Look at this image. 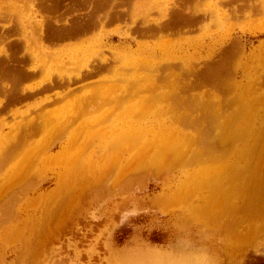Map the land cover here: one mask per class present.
Returning <instances> with one entry per match:
<instances>
[{
  "label": "rangeland",
  "instance_id": "1",
  "mask_svg": "<svg viewBox=\"0 0 264 264\" xmlns=\"http://www.w3.org/2000/svg\"><path fill=\"white\" fill-rule=\"evenodd\" d=\"M46 1L0 0V10L11 13L7 19L25 22V32L7 28L4 32L11 40L29 38V49L24 43L15 53L30 55L25 67L29 73H37L20 85L33 86L37 90L33 97L0 108V128L6 132L8 123L21 121L22 128L29 129V121L39 116L63 117L60 123L65 127L69 121L66 131L55 126L57 134L47 132L52 141L40 146L33 160L30 152V165L17 174H13L14 164L19 162L10 156L18 158L19 154L10 155L7 163L0 154V184L12 173L11 183L6 187L4 183L0 192V216L8 219H0V264H116L123 251H170L177 245L200 247L211 264H264V47H260L264 42V10H246L250 2L264 0H236L240 6L236 13L228 0H116L123 13L119 19L102 15L91 30L58 41L48 35L43 38L39 23L72 22L88 13L94 0ZM176 8L183 18L191 19V13L198 16L205 10L209 13L190 24L186 18L176 21ZM155 26L159 30L154 31ZM234 39L245 42L247 52L256 50V54L241 61L230 45ZM3 43L0 38V53ZM102 56L110 62L108 68L98 71L95 66L104 63ZM209 66L221 71L216 82L205 79ZM62 74L65 80L75 77V82L70 79V87L64 85L67 88H45L53 76H60L54 77L53 83L60 82ZM129 76L132 78L127 81ZM3 78L0 83H11ZM63 87L71 90L62 91ZM3 88L5 94L9 88ZM117 115L119 119L127 115L125 134L111 131V135L99 134L101 138L87 134L104 129ZM228 122L245 136L236 134L233 142L228 141ZM79 125L85 129L81 127L75 134L73 130ZM46 130L43 126L37 134L23 136L22 146L28 140L32 146L33 139L42 144ZM102 139L103 144H99ZM168 142L171 147L178 146L176 151L165 148ZM218 142H224L220 144L225 149ZM156 145L165 148L162 154ZM2 146L0 151L5 148ZM61 149L58 158L56 153ZM145 154L149 155L146 163L143 160L146 166L138 162ZM127 156L129 162L122 161ZM150 157L156 159L157 170L151 168ZM139 163L145 170H138ZM43 191H47L44 196L55 193L44 199L38 196ZM203 228L209 229L204 238L200 233Z\"/></svg>",
  "mask_w": 264,
  "mask_h": 264
},
{
  "label": "bare ground",
  "instance_id": "2",
  "mask_svg": "<svg viewBox=\"0 0 264 264\" xmlns=\"http://www.w3.org/2000/svg\"><path fill=\"white\" fill-rule=\"evenodd\" d=\"M40 1H42V0H40ZM44 1V0H43ZM46 1V0H45ZM62 1V0H61ZM67 1V0H66ZM81 1V3H85V0H80ZM109 1L110 0H99L98 2L96 1V0H94V3H92V2H90V3H92L90 6H89V8L88 9H90L89 11H88V13H86V14H84L82 17H79V18H76V19H74L72 22H65V23H63V24H61V25H57V24H55V23H53V22H51L50 20L49 21H46L45 22V24H44V21L43 22H40L39 23V27H40V29H41V32H42V34L44 35L43 36V38L45 37V36H49V39L51 38H53L52 40H62V39H66V38H71L72 36H74V37H78L77 36V34H81V32H84V30L85 31H87V30H91V27L92 26H94V24H95V21H97L96 20V18L97 17H100V16H102L103 15V17H105V16H108V17H113L114 16V18L116 17V18H118L121 14H123L122 12H121V10H119L118 8H119V6L120 5H118L117 4V1L116 0H111L112 2L111 3H109ZM139 1H141L142 3H143V1L142 0H139ZM184 1V0H183ZM240 1V0H239ZM251 1V0H250ZM58 2V1H57ZM65 1L63 0V3H64ZM189 2H190V0H189ZM235 2H236V0H228V3H230L232 6V10H234V12L236 13L238 10H239V8H240V6L237 4H235ZM242 2V1H241ZM255 2H256V0H255ZM46 3H47V1H46ZM62 3V2H61ZM58 4H59V2H58ZM244 4V3H243ZM183 6V5H182ZM181 6V7H182ZM107 7H109V8H111V9H109V8H107ZM186 7V6H185ZM47 8L50 10V6H49V4H47ZM66 8H69V7H66ZM66 8H64V11H65V9ZM105 8H106V10H105ZM2 9V8H1ZM6 9V8H5ZM7 9H9V8H7ZM6 9V10H7ZM177 9V8H176ZM181 9H184V8H181ZM243 9V8H242ZM245 9V8H244ZM247 9H255V10H264V1L263 2H260V3H252L251 4V2L248 4V7L246 8V10ZM4 10V9H3ZM63 10V9H62ZM69 10V9H68ZM67 10V11H68ZM194 10V9H193ZM196 10V9H195ZM201 10V9H200ZM204 10V9H203ZM251 10V11H252ZM11 11V10H10ZM61 11V10H60ZM70 11V10H69ZM72 11V10H71ZM124 11V10H123ZM190 11V10H189ZM188 11V12H189ZM205 11H207V10H205ZM201 12L200 14L198 13V16L197 15H195V14H192L191 13V19L190 18H187V17H185L186 18V20H189L190 21V24H191V22H192V24H194L195 22H196V20L198 19V18H205V17H207V13H209L208 11L207 12ZM3 12H5V10L4 11H1L0 10V38L2 39V41L4 42L3 43V45H4V48H3V52L2 53H0L1 55H0V75H1V79L3 78V79H6V80H8V79H10L9 81H11V83L10 84H7L6 83V85H5V83L4 82H2V83H0V92H1V90H2V92H3V90H6L5 88H3L2 89V87H8L9 88V90H7L6 91V93L4 94V92H3V94L5 95V100H4V104H2L3 103V100L1 99L0 100V108H1V110H3L6 106H8V105H13V104H17V103H20V102H23V101H25V100H27V99H29V98H31V97H33L34 96V94H35V92L37 91V90H35L34 89V87L32 86V87H27V86H24L23 88H21V83H23L24 81H26V80H29V79H31V78H33L34 77V74L36 75L37 73H36V71H35V73L33 72V70H32V72L31 73H29L28 72V68H26L25 67V65H27V63H28V61H29V57H30V55L29 56H26V54L24 53V52H22L21 54H18L17 52L15 53V48H20V47H22V45L25 43L26 44V46L28 47V48H26V49H29V44H31L32 42H29V38H27V37H24L23 39H24V41H22V40H20V39H17V40H11L10 39V36H9V34L8 33H5L4 32V30L7 28L9 31L10 30H12V31H14V32H17V31H21V32H25V31H27L28 29L25 27V22L23 23L21 20H20V18L18 19V21H11V20H9V19H7V14L8 13H6V15H3ZM12 12V11H11ZM187 12V13H188ZM191 12V11H190ZM189 12V13H190ZM246 12H248V11H246ZM14 13V12H13ZM12 13V14H13ZM15 13H17V12H15ZM14 13V14H15ZM68 13V12H67ZM70 13V12H69ZM68 13V14H69ZM136 13V12H135ZM243 13V12H242ZM252 13V12H251ZM250 13V14H251ZM255 13V12H254ZM9 14H11L10 12H9ZM8 14V15H9ZM60 14V13H59ZM62 14V13H61ZM126 14V12H124V15ZM233 14V13H232ZM240 14V13H239ZM249 14V13H248ZM15 15H17V14H15ZM22 15V14H21ZM48 15V14H47ZM185 16H186V14H184ZM61 16V15H60ZM176 18H177V20L176 21H179L181 18H183L184 16H182L181 15V10L180 9H177V11H176V14L174 15ZM182 16V17H181ZM187 16H189L188 14H187ZM197 16V17H196ZM252 16V15H251ZM19 17V16H18ZM110 17V18H111ZM16 18V17H15ZM54 18H56V17H54ZM110 18H107V19H110ZM115 18V19H116ZM178 18H179V20H178ZM185 18H183L182 20H185ZM202 18V19H203ZM101 19H104V18H101ZM119 19V18H118ZM207 19V18H206ZM14 20V19H13ZM174 20V19H173ZM4 21H10V22H4ZM58 21H59V19H58ZM61 21V20H60ZM63 21V20H62ZM104 21H106V20H104ZM110 22H111V20H109ZM113 21V20H112ZM199 21V20H198ZM202 21V20H201ZM98 22V21H97ZM172 22V21H171ZM187 22V21H186ZM108 23V22H107ZM47 24V27H45V28H47L46 30H45V28H44V26ZM98 24V23H97ZM167 24V23H166ZM179 24H180V22H179ZM188 24H189V22H188ZM197 24V23H196ZM160 25H163V24H160ZM97 26V25H96ZM96 26H94V27H96ZM149 26V25H148ZM37 27V26H36ZM39 27H37V28H39ZM150 27V26H149ZM153 27V26H152ZM177 27H178V25H177ZM93 28V27H92ZM156 28L159 30V28L158 27H156L155 26V28H154V31H156ZM166 28V27H165ZM97 29V28H96ZM151 29H153V28H151ZM170 29V28H169ZM176 29V28H175ZM178 29V28H177ZM46 32H45V31ZM157 30V31H158ZM166 30V29H165ZM172 30H174V29H172ZM191 30V29H190ZM161 31V30H160ZM162 31H164V28H163V30ZM161 31V32H162ZM170 31V30H169ZM182 31V30H181ZM33 32V31H32ZM43 32H45V33H43ZM172 32V31H171ZM34 33H35V31H34ZM140 33V32H139ZM144 33V32H143ZM149 33V32H148ZM22 34V33H21ZM41 34V33H40ZM79 34V35H80ZM36 35L39 37V35L36 33ZM76 35V36H75ZM147 36V35H146ZM37 38V37H36ZM73 38V37H72ZM51 40V41H52ZM53 42V41H52ZM71 45V44H70ZM230 45L233 47V49H234V51H235V54L236 55H239L240 56V58H241V61H246L248 58H250V57H253L255 54H256V50H250V51H248L247 52V50H246V43L245 42H243V41H241V40H238V39H234V40H232L231 41V43H230ZM76 46V45H75ZM78 46V45H77ZM129 46V44L127 45V48H126V51L130 48V47H128ZM196 46V45H195ZM124 47H126V45L125 46H123V48ZM260 47L261 48H263L264 47V42H262L261 44H260ZM79 48V47H78ZM22 49H23V47H22ZM65 49V48H64ZM73 49H75V51L77 50L75 47L73 48ZM10 51V53H8ZM129 51V50H128ZM231 51V50H230ZM62 52V51H61ZM263 53V52H262ZM234 55V54H233ZM33 57V56H32ZM31 58V57H30ZM100 59H102L103 61L102 62H104V63H102V64H99L97 67L95 66V68L97 69L98 68V71L100 70V68H108V62H110L107 58H104V56H102ZM98 61H99V59H97ZM96 60V61H97ZM240 61V62H241ZM30 62V61H29ZM97 63V62H96ZM98 64V63H97ZM96 64V65H97ZM141 66V65H140ZM91 67V66H90ZM216 67V66H215ZM214 67V68H215ZM94 68V67H93ZM93 68H91V70H93ZM214 68H212V67H208L207 69H206V72H205V79H206V81L207 82H210V83H212V82H214L215 81V78H216V76H218V75H220V73H221V71H219L218 69H215L214 70ZM38 69V68H37ZM90 70V71H91ZM140 70V69H139ZM84 71H86V70H84ZM87 71H89V70H87ZM94 71V70H93ZM92 71V72H93ZM92 72H90V75H92V74H94L95 72H96V70L94 71V73H92ZM34 73V74H33ZM86 74H89V72L88 73H86ZM56 75V74H55ZM89 76V75H88ZM6 77V78H5ZM38 77V76H37ZM56 78V77H60V76H53V77H51L52 79L53 78ZM72 77H74V76H72ZM54 78V79H55ZM64 78H66V77H64V75L62 74L61 75V81L59 82V81H56V82H52V79H49V83H48V85L45 87L46 89H48V88H53L54 86H58V88L59 87H61V86H64L65 85V83L68 85L69 83H67V82H71L70 81V79H71V76H69V78L68 79H64ZM81 77H79L78 79H80ZM127 78V81L128 80H130V78H132L131 76H129V77H126ZM73 79V78H72ZM71 79V80H72ZM74 79H75V77H74ZM74 79H73V82H75L74 81ZM125 79V78H124ZM124 79H122V80H124ZM64 80V81H63ZM77 80V79H76ZM82 80V79H81ZM124 81H126V80H124ZM133 81V80H132ZM139 82V81H138ZM216 82V81H215ZM136 83V85H137V82H135ZM128 85H130L129 83H128ZM135 85V86H136ZM139 85V84H138ZM42 86H44V85H42ZM41 86V87H42ZM69 86V85H68ZM131 86V85H130ZM132 86H134V85H132ZM40 87V88H41ZM64 87H66V86H64ZM64 87H63V89H62V91H65V92H68V90H71V89H67V91L66 90H64ZM70 87V86H69ZM113 87H115V86H108V88L109 89H111V88H113ZM40 88H38V89H40ZM43 88V87H42ZM54 88H56V87H54ZM67 88V87H66ZM101 88V87H100ZM127 88V84H126V86H125V89ZM46 89L44 90V89H41L40 91H42V90H44V91H46ZM74 89V88H73ZM98 90V89H97ZM39 91V90H38ZM43 91V92H44ZM48 91H50V90H48ZM42 92V93H43ZM110 93V92H109ZM64 94H66V93H63V96H64ZM3 95V96H4ZM60 95H62V94H60ZM3 105V106H2ZM83 108V107H82ZM79 109H81L80 108V106H79ZM8 110V109H7ZM235 111V110H234ZM245 111V110H244ZM237 112H238V109H237ZM236 112V113H237ZM47 113V112H46ZM42 114V113H41ZM40 114V115H41ZM244 114V113H243ZM46 115V114H45ZM224 115V114H223ZM43 116V115H42ZM48 116V115H47ZM121 116V115H120ZM127 116V115H126ZM126 116H125V118L123 117H121V119H119L118 118V115L117 116H115L114 118H113V120L112 121H109L108 122V124L104 127V129H101V130H95V132L93 131V132H91V131H88L87 132V134H95V135H99V134H105V133H107V134H109V135H111V131H113L114 132V134L115 135H118V134H125V132H126V129H128L127 127L129 126V124H128V122H127V118H126ZM231 116V115H230ZM241 116H242V114H241ZM17 117H18V115H17ZM40 117V116H39ZM35 118V119H33V121L31 120V121H29V125H31L30 126V128L28 129V127L26 128L24 125V127L26 128V130H25V128H22V122L20 121V122H11V123H8V124H5V125H8V127H9V129L6 131V132H4V129H3V127H1L0 128V147H1V145L3 144V146H5V148H4V150H2V151H0V154L2 155V157H1V155H0V157L3 159L4 158V163L6 162V160L7 159H9V156L10 155H12V154H14V153H18L19 155H18V158H15L13 155L12 156H10L11 158H10V160L11 159H13V160H15V162L17 163V161L19 162V164H14V166L16 167L15 168V170L13 171V174H17V173H19L18 171H19V169H21V168H24L23 166H25L26 168L30 165V161L31 160H33V154L35 153V152H37L38 151V148L40 147V146H42L43 144H45V142H47V141H52V140H50V139H47V136H48V134H47V132L48 133H51L52 132V134H53V136H54V134H57V133H55L56 131H59L57 128H59L60 129V126L61 127H65V126H62L61 125V120H62V118L63 117H60V116H48V118L45 116V118L43 119V118ZM219 117H221V116H219ZM23 118V117H22ZM27 118V117H26ZM75 118V117H74ZM73 118V119H74ZM231 118V117H230ZM230 118H227V119H230ZM24 119V118H23ZM109 119V118H108ZM107 119V120H108ZM224 119V118H223ZM222 119V120H223ZM22 120V119H21ZM104 120V119H103ZM119 120L121 121V122H119ZM126 120V121H125ZM0 121H1V119H0ZM25 121H26V119H25ZM212 121V120H211ZM226 121V120H225ZM27 122V121H26ZM50 122H53V124H54V126H52L51 127V124H50ZM69 122V121H68ZM68 122H67V126L66 127H68ZM233 122V121H232ZM238 122V120H236L235 121V124L233 125V124H231V123H229V124H227L226 125V127H225V130H230L229 132H225L226 134H228V133H231L229 136H230V139H228V141H230L231 140V142H233V140H234V138H235V136L234 135H236V134H238V136H240L241 134H243V133H241L240 131H241V129H240V131H236L235 130V127H233V126H235L236 125V123ZM214 123V122H213ZM223 123L224 122H222L220 125H221V127L223 128L224 126H223ZM28 124V123H27ZM47 124H48V126H47ZM226 124V123H225ZM230 124H231V126H230ZM1 125V124H0ZM70 125H72V124H70ZM69 125V126H70ZM219 125V124H218ZM220 125L218 126L219 127V130H221V128H220ZM233 125V126H232ZM250 125V124H249ZM44 126V128H46L47 130L45 131V133H44V138H42V140H43V142H42V144H40V143H38L37 142V140L38 139H33V144H32V146H31V141H27V142H25V144L22 146V143H21V141L23 140V139H21L23 136H26V135H34V134H37V131H38V129H40V127L42 128ZM46 126V127H45ZM55 126H57V128L55 127ZM85 126H87V125H85ZM230 126V127H229ZM65 127V128H66ZM81 127L83 128V129H85L82 125H81ZM80 127V125L79 126H77V131H76V129H74L73 130V132H75V134H76V132H78L79 131V129L81 128ZM91 127V126H90ZM240 127H242L241 125H240ZM64 128V129H65ZM232 128H234V129H232ZM64 129L62 130V131H64ZM31 130V131H30ZM44 130V129H43ZM67 129H65V131H66ZM82 130V129H81ZM223 130V129H222ZM234 130V131H233ZM264 130V129H263ZM49 131H51V132H49ZM84 131V130H83ZM83 131H81V132H83ZM242 131H243V128H242ZM218 132H220V131H218ZM222 133H223V131H221ZM246 132H247V128H246ZM261 132V131H260ZM140 134H141V132H139ZM132 134V133H131ZM135 133H133V136H135L134 135ZM137 134V133H136ZM248 134V133H247ZM261 134V133H260ZM94 135V136H95ZM129 135V134H128ZM128 135H123L125 138H127V136ZM138 136H140L139 134H137ZM136 135V136H137ZM217 135V134H216ZM220 134H218V136H219ZM224 135V134H223ZM244 136H245V134H243ZM80 136H81V134H80ZM100 136V135H99ZM143 136V135H142ZM142 136H140V137H142ZM208 136V135H207ZM217 136V137H218ZM228 135H226V136H224V137H227ZM234 136V137H233ZM242 136V135H241ZM50 137V136H49ZM48 137V138H49ZM59 137V136H58ZM124 137H122V138H124ZM212 137V136H211ZM91 138H92V136H91ZM99 138H101V136L99 137ZM99 138H98V140H99ZM136 138V137H135ZM131 139H132V137H131ZM139 139V138H138ZM137 139V140H138ZM209 139V138H208ZM223 139V138H222ZM226 139V138H225ZM259 139V138H258ZM31 140V139H30ZM41 140V141H42ZM133 140H135V139H133ZM140 140V139H139ZM210 140V139H209ZM208 140V141H209ZM212 141H213V138L211 139ZM227 140V139H226ZM9 141H11L10 143L11 144H9L8 142ZM40 141V142H41ZM97 141V140H96ZM117 141V140H116ZM217 141V140H216ZM222 141V140H221ZM93 142V141H92ZM166 141H164V142H160V143H165ZM206 142V141H205ZM210 142V141H209ZM208 142V143H209ZM214 142V144H215V141H213ZM235 142V141H234ZM263 142H264V140H263ZM5 143H6V145L7 144H9V145H5ZM20 143H21V145H20ZM95 143V142H94ZM99 144H103V139H102V141H99L98 142ZM112 143V142H111ZM124 143H126V142H124ZM123 143V145H125ZM153 143H156L157 144V142H153ZM219 144L220 143H222V142H218ZM47 144H49V143H47ZM171 144V142H168V144L167 145H170ZM211 144V143H210ZM213 144V143H212ZM223 145L225 144L224 142L222 143ZM249 144V143H248ZM20 145V147L18 148V146ZM137 144H135V146H136ZM165 146V148H167L168 149V151L169 150H173V151H176L175 149L178 147H174L173 145V147H174V149H172L173 147H171V145L170 146ZM223 145H218L219 147L221 146V148H224V146ZM226 146H228L227 145V141H226V144H225ZM230 145V144H229ZM233 145V144H232ZM258 145V144H257ZM256 145V146H257ZM3 146H2V148H3ZM25 146H29V147H25ZM153 146V145H152ZM157 147H159L158 145H156ZM214 146V145H213ZM254 147H255V145H253ZM129 146H128V144H127V151H128V149H130V147L128 148ZM132 147V146H131ZM171 147V148H170ZM211 147V146H210ZM215 147V146H214ZM218 147V148H219ZM62 148H64V147H62ZM133 148H135L134 146H133ZM160 149V153L162 154L163 153V151H162V149L164 148L163 146H161V147H159ZM164 148V149H165ZM253 148V147H252ZM166 149V150H167ZM207 149H208V146H207ZM211 148H209V150H210ZM225 149V148H224ZM255 149V148H254ZM98 149H96L95 151H97ZM100 150V149H99ZM158 150V149H157ZM158 150V151H159ZM241 150V153H240V155H243L244 154V150L243 149H240ZM261 150H263L262 148H261ZM123 151H125V150H123ZM158 151H155L156 153V156L158 155L159 156V152ZM179 151V150H178ZM20 152V153H19ZM31 152V158H28V154ZM165 152H167V151H165ZM170 152V151H169ZM224 152V151H223ZM256 152H258V148H257V151L255 150L254 151V153H256ZM261 152V151H260ZM23 155H22V154ZM62 153H63V149H61L60 151H58L57 153H56V157H58V158H60L61 157V155H62ZM158 153V154H157ZM190 153H191V151H190ZM194 153V152H193ZM246 153V152H245ZM196 154V153H195ZM3 155H4V157H3ZM151 155V154H150ZM169 155V154H168ZM194 155V154H193ZM200 155V154H199ZM259 155H261V157H262V152H261V154H258V159L260 158L259 157ZM51 156H54V154L53 155H51ZM149 155H147L146 156V154L145 155H143L141 158L142 159H140V157L138 158V162H141V163H143L144 161L143 160H145V158L147 159V157H148ZM154 156V155H153ZM196 156V155H195ZM256 156H257V154H256ZM144 157V158H143ZM191 157H192V155H191ZM0 158V159H1ZM15 158V159H14ZM154 158V157H153ZM193 158V157H192ZM196 158V157H195ZM1 159V160H2ZM31 159V160H30ZM150 159H152L151 157H150ZM149 158H148V160H150ZM197 159V158H196ZM254 159H255V155H254ZM261 159V158H260ZM94 161H95V159H93ZM101 160H103L102 158H101ZM128 160H130V157L129 156H127V157H124L123 159H122V161H128ZM248 160V159H247ZM92 161V160H91ZM91 161H89V163H91ZM137 161V160H136ZM152 161H155V163L153 164V162ZM152 161L150 162V163H152V167L151 166H149V167H151L153 170H157V168H159V165L156 163V159L155 160H153L152 159ZM129 162V161H128ZM137 162V163H138ZM147 162V160H145V163ZM240 162V161H239ZM247 162V161H246ZM259 163L261 162V161H258ZM257 162V164H256V167H258L257 165H259V163ZM7 163V162H6ZM135 163V162H134ZM141 163H139V165L137 166V168H139L138 170H140V171H142V170H145V167L143 168L142 167V164ZM150 163H149V165H150ZM243 163V162H242ZM249 163V162H248ZM3 164V160L1 161V164L0 165H2ZM29 164V165H28ZM161 164V163H160ZM245 164V163H244ZM250 164V163H249ZM28 165V166H27ZM33 165V164H32ZM135 165V164H134ZM143 165L144 166H146L144 163H143ZM264 165V164H263ZM262 165V162L260 163V168L263 166ZM133 166V165H132ZM132 166H130V167H132ZM242 166V165H241ZM240 166V167H241ZM254 165H252V167H253ZM32 167V166H31ZM143 168L142 170L140 169V168ZM239 167V166H238ZM237 167V168H238ZM240 167H239V169H240ZM255 167V166H254ZM255 167V168H256ZM13 168V167H12ZM26 168H24V169H26ZM33 168V167H32ZM134 168V167H133ZM263 168V167H262ZM242 169V168H241ZM35 170V169H34ZM151 170V169H150ZM256 170V169H255ZM24 170L22 169V171L21 172H23ZM33 171V170H32ZM127 171V170H126ZM147 171H148V169H147ZM123 173H126V172H123ZM20 174H22V173H20ZM121 174V173H120ZM261 173H259L257 176L258 177H260L261 178V176H262V174L260 175ZM264 174V173H263ZM12 175V173L9 175V177ZM7 178V180L4 182L5 183V187H6V185H7V183L8 182H10V179L11 178ZM18 177V176H17ZM240 177H242V176H240ZM239 177V178H240ZM34 178V177H33ZM33 178H32V181H35V180H33ZM86 178V177H85ZM253 178V177H252ZM16 179V178H15ZM80 179H82V178H80ZM83 179H84V177H83ZM90 179V178H89ZM92 179V178H91ZM102 179V178H101ZM101 179H100V182H102L101 181ZM99 180V179H98ZM103 180V179H102ZM41 181V180H40ZM60 181V180H59ZM83 181V180H82ZM90 181V180H89ZM93 181V180H92ZM92 181H90L91 183H93L94 185H96V182L95 181H97V178H95V180L92 182ZM254 180H252V182H253ZM71 182H72V180H71ZM99 182V181H98ZM97 182V183H98ZM103 182H105V180L103 181ZM164 182V181H163ZM248 182V181H247ZM261 182V181H260ZM259 182V183H260ZM4 183H2V184H0V192H1V190H4ZM11 183V182H10ZM36 183H38V182H36ZM84 183V182H83ZM87 183V182H86ZM85 183V184H86ZM256 183H258V182H256ZM31 184H32V182H31ZM66 184H68V183H66ZM98 184H100V183H98ZM254 185H255V183H254ZM253 185V186H254ZM35 186V185H34ZM247 186H248V184H247ZM257 186V185H256ZM3 187V188H2ZM64 187H65V185H64ZM95 187V186H94ZM62 188V187H61ZM96 188V187H95ZM256 188V187H255ZM81 189V188H80ZM57 192H58V187H57V190H56ZM80 191V190H79ZM53 192V191H52ZM78 192V191H77ZM91 192V191H90ZM47 193V191H43V192H39L38 193V196L39 197H42V196H44V194H46ZM48 193H50V192H48ZM54 193L55 192H53L52 194H48V195H45L44 197H42V198H44V199H47V198H49L50 196H52L53 197V195H54ZM72 194V193H71ZM76 194V193H75ZM64 195V194H63ZM62 195V196H63ZM169 195V194H168ZM84 197V196H83ZM75 198V197H74ZM73 198V199H74ZM64 199V198H63ZM11 200V199H10ZM75 201V200H74ZM77 201V200H76ZM76 201H75V203H76ZM92 202V201H91ZM57 203V202H56ZM71 203V202H70ZM78 203H79V201H78ZM59 204V203H58ZM57 205V204H56ZM61 205V204H60ZM77 205V204H76ZM69 206H70V204H69ZM57 207V206H56ZM78 207V206H77ZM66 208V207H65ZM73 208V207H72ZM236 208V207H235ZM55 210H56V212H58L57 210H58V208H55ZM68 210H69V208H68ZM64 211H65V209H64ZM64 211H61L62 213L64 212ZM54 212V211H53ZM59 213V212H58ZM69 213V212H68ZM55 214V213H54ZM61 215V214H60ZM3 216V215H2ZM6 216V215H5ZM4 216V217H5ZM22 216V215H21ZM76 216H78V215H76ZM7 217H9V216H7ZM14 217V214L12 215V217H10L11 219ZM18 217V216H17ZM59 217V216H58ZM63 217H65L64 215H63ZM62 217V218H63ZM72 217H74V216H72ZM57 218V217H56ZM0 219H1V216H0ZM60 219V218H59ZM58 219V220H59ZM2 220V219H1ZM0 220V221H1ZM3 220H5V221H8V219H6V218H4ZM2 220V222H5V221H3ZM13 220V219H12ZM15 220V222L17 221L18 222V220L19 219H14ZM62 220H65V219H62ZM49 222V221H48ZM47 221H46V223H48ZM61 223V222H60ZM60 223H58V224H60ZM63 223V222H62ZM2 224V223H1ZM46 225H48V224H46ZM61 225H64V224H61ZM18 230H20V229H18ZM17 230V231H18ZM33 230V229H32ZM35 230L36 229H34V231H33V233H35L36 234V232H35ZM59 231V230H58ZM27 233V232H26ZM51 233V235L54 233V230L53 231H51V232H49L48 234H50ZM200 233H202V236H203V238L205 237V236H208L209 235V229L208 228H203L201 231H200ZM35 234H33L34 236H35ZM47 235V234H46ZM37 236H40V235H37ZM41 236H43L44 237V235H41ZM48 236V235H47ZM32 237V236H31ZM185 243V242H184ZM23 244V243H22ZM186 244H188L187 242H186ZM180 245H177V246H175V247H173L174 249H172V250H170V251H159V250H157V249H150V248H148L147 250H145V251H135V252H132V253H130V252H121V254H119V256H117L116 258L118 259V261H117V263L116 264H211L210 263V259H209V257L207 256L208 254L207 253H201L200 252V247H196V246H190V245H181L180 247H179ZM178 247V248H177ZM113 252H115V251H113ZM3 254H4V252H3Z\"/></svg>",
  "mask_w": 264,
  "mask_h": 264
},
{
  "label": "crops",
  "instance_id": "3",
  "mask_svg": "<svg viewBox=\"0 0 264 264\" xmlns=\"http://www.w3.org/2000/svg\"><path fill=\"white\" fill-rule=\"evenodd\" d=\"M85 81H89L88 79H86ZM16 105H18V104H16Z\"/></svg>",
  "mask_w": 264,
  "mask_h": 264
}]
</instances>
